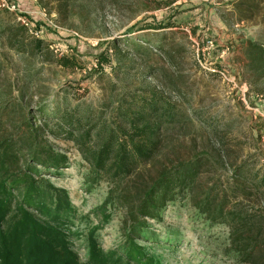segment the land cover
Segmentation results:
<instances>
[{"label":"rangeland","instance_id":"obj_1","mask_svg":"<svg viewBox=\"0 0 264 264\" xmlns=\"http://www.w3.org/2000/svg\"><path fill=\"white\" fill-rule=\"evenodd\" d=\"M149 25L162 29H143ZM251 43L261 57L248 56ZM135 98L159 109L158 159L169 172L201 159L199 196L217 177L222 189L244 182L248 195L229 197L227 206L264 216V0H0V142L18 149L29 123L48 124L38 143L68 164L57 173L37 168L67 192L81 261L93 233L113 264L129 225L107 205L106 182L87 184L89 164L48 113H102L117 123V109L137 108ZM183 195L135 237L145 253L157 264H248L235 259L230 228Z\"/></svg>","mask_w":264,"mask_h":264},{"label":"trees","instance_id":"obj_2","mask_svg":"<svg viewBox=\"0 0 264 264\" xmlns=\"http://www.w3.org/2000/svg\"><path fill=\"white\" fill-rule=\"evenodd\" d=\"M143 29L162 28L149 25ZM42 44L37 41L38 47ZM249 50L251 58L262 56V49L255 43ZM65 60L63 65L69 67L71 60ZM134 102L137 108L117 109V123L102 119V113L87 112L78 118L58 109L48 113V119L57 121L59 135L73 142L89 164L87 184L106 182L110 186L107 205L120 208L129 225L127 244L113 264H157L135 237L143 233L149 220L161 221L168 203L178 194L190 197L208 221L230 228L236 260L264 264V216L227 206L229 197L248 195L250 187L243 182L222 189L221 178L217 177V183L199 196L197 183L206 173L201 159L169 172L158 159L164 137L157 119L159 109ZM42 127L48 128V124ZM42 127L29 123L30 134L18 149L8 139L0 142V264H110V256L101 250L93 233L89 235L85 261L73 250L69 227L72 208L67 192L43 178L37 168L57 173L66 167L68 157L38 143L37 132ZM238 172L243 176L242 170ZM252 187L260 191L261 182Z\"/></svg>","mask_w":264,"mask_h":264},{"label":"built area","instance_id":"obj_3","mask_svg":"<svg viewBox=\"0 0 264 264\" xmlns=\"http://www.w3.org/2000/svg\"><path fill=\"white\" fill-rule=\"evenodd\" d=\"M11 8H12V9H15V7H14V6H11Z\"/></svg>","mask_w":264,"mask_h":264}]
</instances>
